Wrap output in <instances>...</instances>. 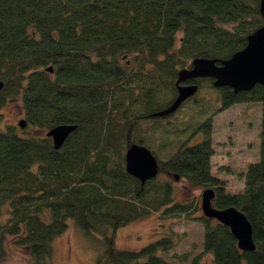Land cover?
Here are the masks:
<instances>
[{
    "label": "trees",
    "instance_id": "trees-1",
    "mask_svg": "<svg viewBox=\"0 0 264 264\" xmlns=\"http://www.w3.org/2000/svg\"><path fill=\"white\" fill-rule=\"evenodd\" d=\"M258 1L0 0V106L18 101L26 124L44 130L20 134L0 113V263L8 237L29 264H49L53 237L70 217L86 233L102 232L96 264H174L163 258L174 231L138 249L116 247L113 235L151 211L191 217L192 199L173 193L183 179L210 185L212 205L239 208L251 225L254 248L242 250L226 225L192 215L212 260L264 264V86L233 91L194 78L195 92L175 110L150 116L175 96L177 71L191 58H225L245 44L264 22ZM236 102L259 104V147L239 171L241 189L229 191L211 171V130L213 115ZM60 123L75 127L55 148L45 131ZM195 129L202 138L188 142ZM126 141L151 151L157 175L140 183L125 171ZM187 253L172 256L185 261Z\"/></svg>",
    "mask_w": 264,
    "mask_h": 264
},
{
    "label": "rangeland",
    "instance_id": "rangeland-1",
    "mask_svg": "<svg viewBox=\"0 0 264 264\" xmlns=\"http://www.w3.org/2000/svg\"><path fill=\"white\" fill-rule=\"evenodd\" d=\"M213 94L206 91L205 95ZM187 102L184 103L185 106ZM2 122L12 124L23 135L43 134L44 130L27 125L18 127L16 121L23 117L18 101H5L0 106ZM260 107L255 102H236L219 110L212 118L211 144L214 148L210 156L211 171L225 179V190L238 191L242 187L239 171L248 161L258 158V127ZM188 134L187 132L184 135ZM203 133L195 129L188 142L201 139ZM225 166L223 171L218 166ZM210 185L195 186L179 179L173 184L176 200L192 199L195 204L191 217L183 214H162L149 212L138 219L118 226L113 235L114 245L119 248L138 249L159 236L174 231L175 244L167 250L164 259L174 264H188L189 258L199 253V264H217L210 251H204L201 244L202 224L192 215L201 214L199 196L201 190ZM65 228L53 237L49 264H96V258L104 246L103 235L99 230L84 232L76 226L72 218L65 219ZM5 255L0 264H29L30 256L26 249L12 245L8 237L4 242ZM188 251L187 260L179 261L172 253Z\"/></svg>",
    "mask_w": 264,
    "mask_h": 264
},
{
    "label": "water",
    "instance_id": "water-1",
    "mask_svg": "<svg viewBox=\"0 0 264 264\" xmlns=\"http://www.w3.org/2000/svg\"><path fill=\"white\" fill-rule=\"evenodd\" d=\"M258 11L264 19V0L258 1ZM51 71V66L45 67ZM211 77L214 86L227 85L233 91L248 89L254 83L264 86V22L246 35L245 44L233 51L228 57L194 56L189 66L180 68L175 79L176 94L164 107L152 111L150 116H163L175 110L182 100L192 95L197 85L195 82L181 83L186 79ZM1 86V81H0ZM23 127V117L16 121ZM75 127L72 123H60L51 126L45 135L51 137L52 146L58 147L66 135ZM124 169L140 183L154 177L158 172V162L151 151L143 144L128 142L123 153ZM177 177V175H174ZM214 189L204 187L199 196V208L203 216L214 218L226 225L236 240V246L242 250L254 248L251 225L245 214L233 205L216 207L211 199Z\"/></svg>",
    "mask_w": 264,
    "mask_h": 264
},
{
    "label": "flooded vegetation",
    "instance_id": "flooded-vegetation-1",
    "mask_svg": "<svg viewBox=\"0 0 264 264\" xmlns=\"http://www.w3.org/2000/svg\"><path fill=\"white\" fill-rule=\"evenodd\" d=\"M189 82H194L192 79H186V80H183V81H181V83H189ZM129 142V141H128ZM127 141H126V145H127V143H128ZM158 173V172H157ZM157 175V174H156Z\"/></svg>",
    "mask_w": 264,
    "mask_h": 264
}]
</instances>
